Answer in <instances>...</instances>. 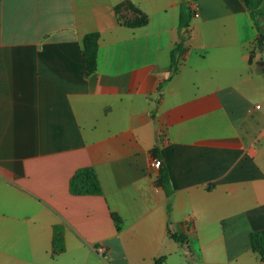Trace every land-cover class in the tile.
<instances>
[{"label":"crops","instance_id":"0c3cea01","mask_svg":"<svg viewBox=\"0 0 264 264\" xmlns=\"http://www.w3.org/2000/svg\"><path fill=\"white\" fill-rule=\"evenodd\" d=\"M257 12L260 30L248 0H0V264H263L249 242L264 229ZM85 167L100 196L69 193Z\"/></svg>","mask_w":264,"mask_h":264},{"label":"trees","instance_id":"16d2710c","mask_svg":"<svg viewBox=\"0 0 264 264\" xmlns=\"http://www.w3.org/2000/svg\"><path fill=\"white\" fill-rule=\"evenodd\" d=\"M264 0H248V8L250 16L255 21L256 26L257 19L259 17L258 9ZM190 17V14L186 18L185 16L180 17V28L185 30L188 27L187 19ZM145 19L141 16L139 19L134 22H122V25L126 27H136L143 25ZM259 29V26H258ZM260 30V29H259ZM261 37V36H260ZM97 35H90L84 38L81 44V54L83 63L85 66L86 76H90L95 72L96 69V51H97ZM261 39H263L261 37ZM184 50L182 45H177L170 52V68L169 71L171 74L176 73L180 57L183 55ZM158 186L162 188L166 196L172 194V189L170 186V180L166 168L161 165L159 177L157 180ZM69 193L73 196H100L101 187L95 171L93 168L85 167L78 169L69 180L68 184ZM115 227L117 231H120V221L117 216L112 215ZM174 240L183 242V239L172 237ZM250 247L253 253H255L260 261L264 264V229L257 233H252L249 235ZM64 251V241H63V229L60 226H55L53 228V239H52V250L51 256L56 257ZM164 261V258L155 260L154 264H161Z\"/></svg>","mask_w":264,"mask_h":264},{"label":"built area","instance_id":"2783aa9c","mask_svg":"<svg viewBox=\"0 0 264 264\" xmlns=\"http://www.w3.org/2000/svg\"><path fill=\"white\" fill-rule=\"evenodd\" d=\"M193 16L194 17H198V12L195 11L194 14H193ZM254 109H259V106H255ZM160 166H161L160 161L159 160H154L153 167L160 168ZM95 252L98 255L102 256L104 254V252H105V248L103 246H97V247H95Z\"/></svg>","mask_w":264,"mask_h":264}]
</instances>
